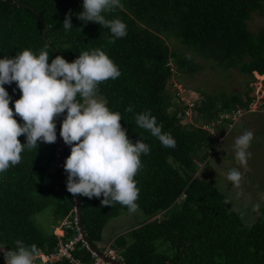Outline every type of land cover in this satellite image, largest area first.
<instances>
[{"label":"trees","instance_id":"obj_1","mask_svg":"<svg viewBox=\"0 0 264 264\" xmlns=\"http://www.w3.org/2000/svg\"><path fill=\"white\" fill-rule=\"evenodd\" d=\"M69 11L73 27L65 31L62 23ZM81 11L82 0H0V58L14 57L25 48L37 54L46 49L49 63L56 55L71 62L82 51L100 48L118 65L121 75L101 83L99 97L121 114L128 137L133 142L141 138L150 153L141 156L143 167L134 177L140 189L136 203L145 218L116 235L110 248L125 264H264V209L247 226L225 195L200 175L216 144L209 130L222 128L217 123L221 115L249 110L253 89L246 92V100L237 92L215 97L195 92L197 121L209 130L185 124L189 106L174 90L179 72L202 69L195 62L198 58L238 70L246 76L247 88L256 73L264 77V27L258 33L249 29L253 14L264 13V0H121V6L104 13L127 25V35L115 43L108 28L80 22L76 17ZM5 88L13 100L19 99V90L13 92L15 83ZM129 106L133 111H125ZM144 111L151 112L162 132L174 137V148L162 146L137 126L135 115ZM61 120L62 116L56 119L55 143L38 142V149L24 151L18 165L0 173V244L5 250L21 240L51 254L61 241L79 235L77 198L66 191L67 174L59 157ZM18 139L25 143L23 135ZM68 155L66 146L64 160ZM102 198L81 196V209L87 236L105 252L108 224L128 210L119 203L101 205ZM49 207L51 231L37 218ZM65 220L72 226L60 237L54 229ZM73 257L81 264L96 262L81 241Z\"/></svg>","mask_w":264,"mask_h":264},{"label":"clouds","instance_id":"obj_2","mask_svg":"<svg viewBox=\"0 0 264 264\" xmlns=\"http://www.w3.org/2000/svg\"><path fill=\"white\" fill-rule=\"evenodd\" d=\"M119 6L121 0H82V11L76 18L85 25L92 22L108 28L110 41L115 43L127 35V25L118 17L107 19L104 13ZM72 15L71 11L65 14V31L73 27ZM49 60L46 49L37 54L28 48L14 57L0 58V173L18 165L24 151L38 149V142L55 143L56 119L62 116L59 136L70 147L63 165L66 191L73 197H103L101 205L119 203L134 213L140 192L134 177L143 167L141 156L148 155L150 147L141 138L133 142L120 123L121 114L111 111L99 97V85L121 75L118 65L100 48L82 51L71 62L60 55L51 58L50 63ZM13 83V92H20L15 100L5 88ZM125 111L133 109L129 106ZM135 122L162 146L175 147L174 137L162 132V125L157 124L150 111L135 115ZM22 135L23 144L18 139ZM253 139L254 133L246 130L234 140L235 159L241 167L251 158L248 149ZM241 179L238 168L227 173V180L236 187ZM259 208L256 204L253 210L259 212ZM5 248L0 244L4 264H34L38 255L35 244L26 245L21 240L15 241V247Z\"/></svg>","mask_w":264,"mask_h":264},{"label":"rangeland","instance_id":"obj_3","mask_svg":"<svg viewBox=\"0 0 264 264\" xmlns=\"http://www.w3.org/2000/svg\"><path fill=\"white\" fill-rule=\"evenodd\" d=\"M264 27V13L253 14L249 22V29L253 33H258ZM188 54L187 52H185ZM196 63L202 67L194 74L179 72L175 79V92L183 95L184 104H194L198 101L195 92L203 91L209 96H221L222 94L241 93L242 98L246 100V92H250L253 102L249 110L242 111L240 115L234 116V122L225 124L220 120L217 122L222 128L219 131L209 130L208 126L197 121L198 116L194 110L185 116V124H194L196 127H203L209 130L216 142L208 162L202 165L200 175L206 177L209 182L217 187L225 197L231 202L236 212L247 226L255 223L259 212L254 211V205L259 204V211L264 209V77L255 74V81L250 82V88H247L246 76L240 74L236 69L226 70L217 67L214 63L196 59ZM241 116V117H239ZM251 130L254 133V139L248 151L251 152V158L245 167H241L235 159L233 144L237 136L244 131ZM238 168L242 174L239 187L227 180V173L232 168ZM145 218L143 212L136 210L134 213L126 212L118 219H113L105 230L106 250L110 246V241L116 235L123 234L131 227L138 224V218ZM39 224L45 230L53 228V210L52 207L46 208L37 216ZM68 225H71L68 220ZM63 222L61 225H64ZM61 228L54 229V232L62 235Z\"/></svg>","mask_w":264,"mask_h":264},{"label":"built area","instance_id":"obj_4","mask_svg":"<svg viewBox=\"0 0 264 264\" xmlns=\"http://www.w3.org/2000/svg\"><path fill=\"white\" fill-rule=\"evenodd\" d=\"M177 95L181 99V101L185 102L183 95H180L179 93H177ZM194 105H195V103L194 104L188 103L187 106H189V109L186 111V115H189V112L193 110ZM242 111H247V110H238V111L234 112L233 115L228 114V113L223 114V115H221L220 120L226 121L228 119H231L234 122V116L240 115ZM239 117H241V116H239ZM75 213H76V211H75ZM75 224H76L75 225L76 229L79 233V235L75 239L70 240V241H66V242L61 241L59 244L58 250L55 253H51V254L49 253L48 254V253H45L43 250L39 249L38 255L34 259V264H56V263L62 262L64 260H68V261H70L72 263H76V264H81V263H78L74 259L73 252L75 251L76 245L80 241L83 242L85 245H86V243L83 241L82 236L80 234V229H79L77 218L75 220ZM71 226L72 225H68V222L66 221L64 225H61L62 235H59L56 232H55V234L62 237L65 234V230L67 228H70ZM87 248H88V246H87ZM104 253L113 259L120 260L117 253L114 250H112L110 248V246H109L108 250L105 251ZM92 255L96 259V262L94 264H106L105 262L101 261V259H99L95 253L92 252ZM2 256H3V254L0 253V257H2Z\"/></svg>","mask_w":264,"mask_h":264},{"label":"water","instance_id":"obj_5","mask_svg":"<svg viewBox=\"0 0 264 264\" xmlns=\"http://www.w3.org/2000/svg\"><path fill=\"white\" fill-rule=\"evenodd\" d=\"M48 30H46L44 37H46ZM66 146L64 144V142L62 143V147L60 149V160L61 162L64 164L65 160H64V151L66 149ZM77 198V203H76V214H77V221H78V225H79V229H80V234L82 236L83 241L86 243V245L88 246L89 250L93 253H95L97 255V257L99 259H101V261L105 262L106 264H125L122 260H116L113 259L111 257H109L108 255H106L105 253L101 252L97 247H95L92 242L90 241L89 237L87 236L84 227H83V223H82V201H81V196L79 194L76 195Z\"/></svg>","mask_w":264,"mask_h":264},{"label":"bare ground","instance_id":"obj_6","mask_svg":"<svg viewBox=\"0 0 264 264\" xmlns=\"http://www.w3.org/2000/svg\"><path fill=\"white\" fill-rule=\"evenodd\" d=\"M258 74V73H257ZM260 76H262V75H260Z\"/></svg>","mask_w":264,"mask_h":264}]
</instances>
